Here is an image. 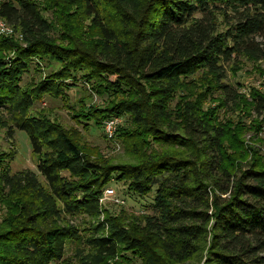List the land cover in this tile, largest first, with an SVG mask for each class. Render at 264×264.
I'll use <instances>...</instances> for the list:
<instances>
[{
    "label": "trees",
    "instance_id": "trees-1",
    "mask_svg": "<svg viewBox=\"0 0 264 264\" xmlns=\"http://www.w3.org/2000/svg\"><path fill=\"white\" fill-rule=\"evenodd\" d=\"M0 17L17 32L0 34V126L9 137L25 131L37 159L36 171H12V154L0 152L3 264L60 261L66 242L80 238L77 215L92 219L86 264H161L204 250L205 264H264V152L251 146L247 165L236 163L248 158L242 133L262 125L264 66L263 89L249 88L240 114L262 119L217 112L247 99L227 82L231 65L264 61V0H0ZM79 84L84 99L102 104H72L67 91ZM44 96L86 128L127 115L116 138L138 161L93 159L33 110ZM113 179L136 196L153 191V213L105 211L100 198Z\"/></svg>",
    "mask_w": 264,
    "mask_h": 264
},
{
    "label": "rangeland",
    "instance_id": "rangeland-1",
    "mask_svg": "<svg viewBox=\"0 0 264 264\" xmlns=\"http://www.w3.org/2000/svg\"><path fill=\"white\" fill-rule=\"evenodd\" d=\"M63 12V9H62ZM53 21H55L53 19ZM80 29L85 31V41L89 44H93L96 41V37L92 36V31L88 29V20L79 19ZM4 36L17 35V32L12 26L8 28L7 33H1ZM264 66L263 60L252 61L245 57H240L238 62L226 71L227 82L233 86H237L239 91L242 92L247 99H239L236 102L234 109L229 107L225 110L224 108L218 109V119H233L244 121L245 123H250L252 118L257 120L262 119L263 115L260 117L253 114L249 115H240L241 110L248 111L247 107L249 104V88L255 87L257 89H263L262 77L258 73V67ZM26 78V76H25ZM206 82L207 78L201 80ZM241 83V84H238ZM190 92L196 90L195 86H188ZM85 90L79 84L77 87H73L67 91V97L72 104H76L79 99H84ZM90 100L88 103L93 105H100L104 101L98 96H92L90 98L84 99ZM207 106L216 105V101H207ZM33 110L43 112L51 120L58 122L62 127L72 134L76 140H79L84 145V150L96 161L105 162V163H134L138 161L132 155L128 154L127 148L124 144L117 140V131L120 127L126 126L128 123L127 115H115L112 118H115V130L113 137H108L105 133L102 123L100 128H97L94 125L86 128L83 124H78L76 116L72 115V111L68 106H64V102L61 99H53L48 96H44L41 100L37 101L33 107ZM240 111V112H239ZM246 116V117H245ZM108 119V118H107ZM106 120V119H105ZM104 120V121H105ZM242 139L244 140V145L248 151V158L245 160H238L236 163L238 166L242 167L247 165V160L250 159L252 155L251 146H255L260 151L264 152V118L262 120V125L260 130H246L242 133ZM229 150H232L233 147L228 144ZM0 152L1 153H10L12 154L11 158V169L12 171H17L21 169H31L36 171V157L31 152V146L29 143L28 136L25 131L16 129L11 137L7 135L5 127L0 126ZM105 189H113L114 194L105 195ZM103 195L100 198V202L105 211L110 213L120 215L121 217H130L131 215H136L138 213H153V199L154 192L148 193L144 196H136L127 190V186L121 181L113 179L107 187H105ZM211 191L220 192L213 187H210ZM223 197H226L228 193L221 194ZM210 196H213V193L210 192ZM5 209L7 206L4 201L0 200V224L2 223L3 215L5 214ZM211 210H209L210 212ZM103 215L101 214L100 218L102 219ZM130 219V218H129ZM73 223H75L79 228L80 238L76 240H70L66 242L64 256L60 261L52 262L50 264H86L87 260L86 253L89 249L85 238L90 235L91 231L84 230L89 228L91 225L92 219L86 215H77L71 217ZM128 219L126 220V222ZM117 257L112 261H107L105 264H121L117 262ZM0 264H3V261L0 260ZM130 264H139V261H132ZM161 264H205V250L202 251V254H196L195 256L185 259L183 261L171 260L162 256Z\"/></svg>",
    "mask_w": 264,
    "mask_h": 264
},
{
    "label": "built area",
    "instance_id": "built-area-1",
    "mask_svg": "<svg viewBox=\"0 0 264 264\" xmlns=\"http://www.w3.org/2000/svg\"><path fill=\"white\" fill-rule=\"evenodd\" d=\"M9 27L10 25L3 18L0 17V32L7 33ZM103 127L107 136L110 138L113 137V133L115 130V118L111 117L106 119L104 121ZM112 194H114L113 189H105V195H112Z\"/></svg>",
    "mask_w": 264,
    "mask_h": 264
}]
</instances>
